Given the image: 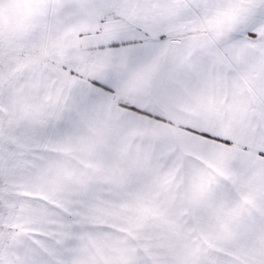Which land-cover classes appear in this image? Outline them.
I'll return each mask as SVG.
<instances>
[{
    "label": "snow or ice",
    "instance_id": "6c2138e0",
    "mask_svg": "<svg viewBox=\"0 0 264 264\" xmlns=\"http://www.w3.org/2000/svg\"><path fill=\"white\" fill-rule=\"evenodd\" d=\"M0 264H264V0H0Z\"/></svg>",
    "mask_w": 264,
    "mask_h": 264
}]
</instances>
